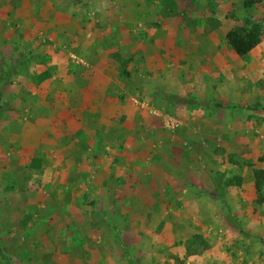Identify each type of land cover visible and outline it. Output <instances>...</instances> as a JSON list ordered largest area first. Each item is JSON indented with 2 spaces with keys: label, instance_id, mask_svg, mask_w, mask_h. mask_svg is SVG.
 I'll return each mask as SVG.
<instances>
[{
  "label": "rangeland",
  "instance_id": "obj_1",
  "mask_svg": "<svg viewBox=\"0 0 264 264\" xmlns=\"http://www.w3.org/2000/svg\"><path fill=\"white\" fill-rule=\"evenodd\" d=\"M125 1L63 0L48 29L11 34L1 25L0 264H264V190L255 200L260 217L247 220L221 205L230 197L223 190L216 200L202 193L210 206L203 210L141 207L175 193L160 192L161 184L140 188L145 177L157 180L160 158L196 170L203 162L212 171L255 173L264 164V0H150L149 16L140 18L141 1L129 0L136 17H124ZM255 25L262 42L239 56L227 34L245 37ZM190 56H208L215 69L185 70L182 59ZM97 91L121 113L107 131L70 129L64 158L56 156L60 145L31 151L34 129L46 124L27 118L33 108L42 115V107L98 106ZM194 91V98L206 97L202 112L186 98ZM108 164L126 176H106ZM220 176L211 179L223 189ZM194 191H187L189 199ZM138 214L146 215L145 232L153 230L147 237L139 238L132 224ZM90 216L101 225L93 235L85 232ZM191 223L198 229L193 235Z\"/></svg>",
  "mask_w": 264,
  "mask_h": 264
},
{
  "label": "crops",
  "instance_id": "obj_2",
  "mask_svg": "<svg viewBox=\"0 0 264 264\" xmlns=\"http://www.w3.org/2000/svg\"><path fill=\"white\" fill-rule=\"evenodd\" d=\"M61 1L63 0H0V32L3 30L1 29L2 23L6 24V26H9V32L11 34H12V31L14 32L18 30V28H22V31H25V32L33 31V30H40L44 28L48 29V27L50 26L49 18L51 17V11L55 10V12L52 13V17H57L60 15L58 10L61 7L60 5H58V3H61ZM138 1H141V4H140V9L137 10V18H140L143 12L144 13L146 12V15L149 16V13L152 10V7L150 5L151 1L150 0H138ZM128 2L129 0L127 2L125 1V7L122 8V15L124 17L126 16L136 17V15L133 12H130V4ZM38 17H40L41 19L40 20L35 19ZM127 23H129V21H127ZM129 30L131 31L130 28ZM133 31L136 34L138 33V29L136 28ZM155 33L156 31L154 29L153 33L151 34H155ZM15 38H16V35H15ZM10 44H13V43L11 42ZM9 47H11V45ZM105 58H106L105 60L102 59L103 62L108 59L107 57ZM175 60L178 61L181 59L176 57ZM182 60H187V64L185 63L186 65L185 70L193 72V73L198 72V73L206 74V73H209L211 69H215L214 66H211L213 63L210 61L211 59L208 56L206 57L190 56ZM196 79L198 81L197 77ZM195 92L196 91L192 93H187L186 98L187 97L189 98L190 96L193 100H197L199 102L198 103L199 105L197 106L198 110L202 112L205 107L203 105L204 104L203 102H205L206 97L205 98L203 97L202 99L200 98L196 99L194 98V96L195 95L198 96V94H196ZM93 94L96 96L94 105H98V106L63 107V108L62 107H42L43 109L42 115H39L41 111L39 110L37 111L35 110V108H33L32 112L30 114H27V118H30L31 121H34L36 119L37 122H41L42 124L46 122V124L42 126L41 129H34L33 135L35 136V141L33 142V147H29L31 148V151L42 154L43 150H45L46 148H53L55 146L60 145L59 149L55 151L56 156L57 157L62 156V158H64L65 156L62 153H65L67 151H66V148L62 149L64 145L63 141H65L66 137L70 134V129H72V131L74 130L84 131L87 128L88 129L91 128L92 126L93 129L95 128V130L93 131L88 130L89 135H96L98 131H107V130H104V127L108 128L111 125V120L113 122V119L118 118L121 113H117L118 110H115V107H109L108 102L107 104L104 105L103 100L98 99V96H99L98 91L97 93L93 92ZM110 100L111 101L113 100L112 97L110 98ZM198 110L196 109L191 110V112L194 114L193 122H195L196 124H197V114H198L197 111ZM27 111H29V109ZM202 121L204 120L202 119ZM205 121H208V120L205 119ZM56 122L58 123L57 126L55 125ZM192 126H194V123H192ZM30 127L32 128V126ZM72 149L73 148L69 149V151ZM51 155H54V154H51ZM137 157L138 156L128 158L129 163H133V161L136 160ZM181 159H184V160L188 159L187 154L182 155L181 157H176L173 160H176L179 162V160ZM196 159H199V158L196 157ZM200 159L202 160V157H200ZM182 163L183 162H179V163L175 162L173 165L167 166L161 161V158L159 159L158 169H157L159 173L157 174L158 176L157 180L154 181V179L151 177V180L146 181L147 179L145 177V182L141 183L140 188L142 186H144L145 188L146 186H148L147 184H153V183L159 184V185L161 184L162 187L160 188V192L165 191L166 190L165 188H167L170 191L172 190L175 193V195L167 197L166 195L163 194L162 199L158 201L157 203L155 202V200H153V201H150V204L141 205V207H155L156 206L160 208L169 207V208H176V209L177 208H182V209L200 208L204 210L205 208L210 207V206H209V201L207 197H204L202 193H213L212 195H215V200H216L220 198L221 196H218L215 193L221 192L223 190L225 191V193L229 194L230 197L227 198L226 196H223L225 197V199L224 201H222L221 205L235 209V211L233 210L232 212L235 218H237L238 216H243V215H249V218L248 217L246 218L247 220L254 219V218L257 219L258 217H260V215L259 216L254 215L255 208H257V206L255 205L256 194L258 193L257 185L255 181V173L247 169H235L232 167L228 170L224 168L221 171H219L218 169H215V171H212L211 168L207 169L208 167H206L203 164V162L201 163L197 162V164H199L201 167L198 168V170H196V168H194L193 165L189 166L187 162H185L186 164H182ZM110 167L111 166L109 164H108V167H106V170L104 172L106 176L109 175V177H112L113 171L114 172L116 171V178L121 175L126 176V173H125L126 171L121 170V167H119L118 169H114V170ZM255 168H258V170L264 169V164L262 163L260 165H257L255 166ZM129 169L135 171L137 167L130 165ZM138 170H141V169H138ZM216 172H218V175H221L220 178L222 179V181L220 182V179L218 181L219 183L222 184L223 189H220V187H218L215 184V182L211 179V174H215ZM247 172H249L248 175L246 174ZM60 174L61 173H57V175H60ZM140 175L142 174H139L137 176H140ZM155 175L156 174H154V176ZM43 179L45 180L44 176H43ZM98 181L99 179L95 181L97 185L93 186V187H96V189L98 187V184H101V183H98ZM138 182L140 183V181ZM115 186L116 185H114V187ZM136 186L137 184H135V187ZM115 188L116 190L119 189L118 186ZM122 188H123L122 191H124V188H126V186L125 187L123 186ZM136 188L139 189V187H136ZM136 188L135 189L133 188L132 190L136 191ZM126 190L132 191L128 188H126ZM191 190L196 191V192L194 191V194H193L194 199H189V195L187 194L188 193L187 191L191 192ZM263 190H264V185L262 186L261 191ZM197 193H200V194H197ZM262 202L263 204L261 208L264 209V200ZM139 203L143 204L141 202ZM207 213L210 216V213L209 212ZM138 215L140 218H138V220L132 224L138 225L136 227L137 228L136 233L138 234V237L141 238V237H144L146 234H151L153 230L152 231L149 230L146 233L144 230L146 229V222H147L146 215H143V216H141L140 214ZM187 215H185L186 217L185 223L188 222V219L191 222V215L188 212H187ZM90 217H91L90 218L91 230L85 231V232H90V235H93L96 233V230L94 229L95 225L98 224L97 225L98 229L101 225H100V221L99 222L95 221L96 217H93V216H90ZM79 220L81 223L83 222V218H80ZM262 222H264V218L263 220L259 221L260 224ZM140 223L143 225H140ZM232 223H234V221H232ZM106 224H107V219H105L104 225ZM176 224L178 223L176 222ZM191 224L193 226L192 227L193 229L192 235H193L194 232H197L198 229L197 227H195L194 223H191ZM215 226L216 224H214L213 226L214 229H215ZM250 227L248 228L250 229ZM162 228L163 227L161 224L160 226L156 228L157 232H155V234L161 232ZM210 232L212 231L209 230V232L206 233V237L209 241V244L214 245L213 244L214 238L210 235ZM192 235H189V237H191Z\"/></svg>",
  "mask_w": 264,
  "mask_h": 264
},
{
  "label": "trees",
  "instance_id": "obj_3",
  "mask_svg": "<svg viewBox=\"0 0 264 264\" xmlns=\"http://www.w3.org/2000/svg\"><path fill=\"white\" fill-rule=\"evenodd\" d=\"M262 37V30L258 25L253 26L245 37L241 36L237 30H231L227 34L231 47L239 56H247L262 42ZM255 181L257 191L260 192L264 185V169L255 172Z\"/></svg>",
  "mask_w": 264,
  "mask_h": 264
}]
</instances>
